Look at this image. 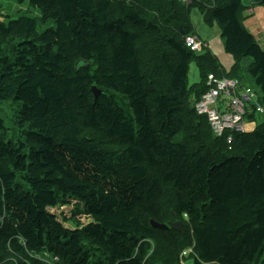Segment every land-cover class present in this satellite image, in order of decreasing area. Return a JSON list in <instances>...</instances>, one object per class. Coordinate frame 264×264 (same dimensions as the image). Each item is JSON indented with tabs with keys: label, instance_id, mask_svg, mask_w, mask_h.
<instances>
[{
	"label": "trees",
	"instance_id": "16d2710c",
	"mask_svg": "<svg viewBox=\"0 0 264 264\" xmlns=\"http://www.w3.org/2000/svg\"><path fill=\"white\" fill-rule=\"evenodd\" d=\"M28 1L40 21L0 15V102L25 128L5 141L0 119V264H179L190 249L194 264H264V120L228 144L194 109L208 75L243 69L264 100L242 0ZM194 8L229 72L185 45Z\"/></svg>",
	"mask_w": 264,
	"mask_h": 264
},
{
	"label": "built area",
	"instance_id": "2783aa9c",
	"mask_svg": "<svg viewBox=\"0 0 264 264\" xmlns=\"http://www.w3.org/2000/svg\"><path fill=\"white\" fill-rule=\"evenodd\" d=\"M184 43L193 51L206 46L202 40L192 36L185 37ZM206 86L207 92L197 101L194 109L197 115L206 118L216 137L227 132H249L246 123L252 121L247 118L251 114L264 116V100H260L255 92L242 87L239 80L208 75ZM231 139L229 134L227 143Z\"/></svg>",
	"mask_w": 264,
	"mask_h": 264
},
{
	"label": "rangeland",
	"instance_id": "374dc122",
	"mask_svg": "<svg viewBox=\"0 0 264 264\" xmlns=\"http://www.w3.org/2000/svg\"><path fill=\"white\" fill-rule=\"evenodd\" d=\"M185 3L187 6L191 4L189 1H186ZM244 3L246 6L251 7L248 1L244 0ZM194 11L197 14H199L198 11H196V9L191 10L192 13H194ZM0 15H2L3 20H5V22H7L10 19H15L21 16L35 18L38 21H40V18H41L40 12L37 9H34L33 7H31L28 0H25L23 3H18L15 0H0ZM258 20L260 21L259 17H258ZM39 25H40V28L39 27L38 28L40 30L42 28L50 26L49 24H46V25L39 24ZM202 26H203V29L208 33V35L213 38L211 41V46L214 49V51L217 53L222 51L223 52L222 54L225 57H229L223 51V40L220 36L219 30H217L214 27H208L204 25L201 20L198 21V26H197L198 31H201ZM261 49H264V47L262 46ZM200 52L202 53L203 51H200ZM222 62L224 66L227 67L226 61H222ZM189 71H188L187 81H188V85L192 86L195 81L198 82L199 72L195 68L194 63H191L189 65ZM240 83L242 87L252 90L254 92H257L259 94V90H258L256 83L247 73L241 75ZM19 112H20V105L18 103L13 102V101L5 102V103L0 102V119L3 121L4 127L7 128V130H5L3 132V135L1 136L5 141L12 140L15 143H17L19 140H22V135L24 133L25 128L20 124L17 118L19 116ZM263 120L264 118L256 115L254 122L259 123ZM247 132L248 130L241 132V133H247ZM70 209H71V205H67V207H63L58 210L52 209L51 211L57 214L63 213L64 215L70 216L69 214ZM86 221L87 220L85 218H81L82 223H85ZM64 226L67 228H72L71 222L64 223ZM190 251L191 249L188 251L187 250L183 251V253L179 256V264H194L193 260L191 258H188L189 255L192 254V251L191 252Z\"/></svg>",
	"mask_w": 264,
	"mask_h": 264
},
{
	"label": "crops",
	"instance_id": "0c3cea01",
	"mask_svg": "<svg viewBox=\"0 0 264 264\" xmlns=\"http://www.w3.org/2000/svg\"><path fill=\"white\" fill-rule=\"evenodd\" d=\"M246 1L249 2L251 7L246 6L245 3H244V0H242L243 5L247 8V10H245V12H244V16H245V20L243 21L244 26L249 31V33H251V35H253L255 37L257 43L259 44V46L260 47H262V46L264 47V6L256 4L255 0H246ZM196 11H198V10L196 9ZM198 13L199 14H197L195 11H194V13L191 12L190 13V20H191V23H192L193 28H194V33L202 41H204V43L207 45L206 48H204V49H202L200 51L205 52V51L209 50V52L211 54H213L214 56L217 57V59L219 60L220 64L222 65L223 69L226 72H229L230 69L233 66V63H234L233 59L229 55H228L229 57H225L222 54L223 53L222 51H220L218 53L214 51V49L211 46V41H212L213 38L208 35V33L203 29V26L201 27V31H198V28H197L198 21L201 20L203 22V15L199 11H198ZM258 17L260 18V21L258 20ZM203 24H204V22H203ZM212 27H214L217 30H219L218 27L215 26V25L212 26ZM219 33H220V30H219ZM200 51H198V52H200ZM223 51H224V49H223ZM222 61H226L227 67L224 66ZM249 64H250V59H246L245 62L243 63L244 68H246ZM195 68L198 70L196 65H195ZM241 74H246V70L243 69ZM198 78H199V80H198V82L195 81L194 82L195 84L199 83L200 75H199ZM247 126H248L249 131L252 132L255 129V127H256V123L254 121H252L251 123L249 122Z\"/></svg>",
	"mask_w": 264,
	"mask_h": 264
},
{
	"label": "water",
	"instance_id": "95a60500",
	"mask_svg": "<svg viewBox=\"0 0 264 264\" xmlns=\"http://www.w3.org/2000/svg\"><path fill=\"white\" fill-rule=\"evenodd\" d=\"M92 91L94 93V96L97 97L98 95H100L102 92L101 90L97 89L95 86L92 88ZM150 224L153 228L156 229H168V228H172L175 230H181L182 226L180 222H176V223H169L168 225L165 224H159L154 222L153 220L150 221Z\"/></svg>",
	"mask_w": 264,
	"mask_h": 264
},
{
	"label": "bare ground",
	"instance_id": "6f19581e",
	"mask_svg": "<svg viewBox=\"0 0 264 264\" xmlns=\"http://www.w3.org/2000/svg\"><path fill=\"white\" fill-rule=\"evenodd\" d=\"M184 2H186V1H189V2H191L190 0H183ZM192 37H196V38H198V39H200L197 35H191ZM186 37H188V36H186ZM201 40V39H200ZM206 45V44H205ZM207 47V45L206 46H204V47H201V48H199L198 50H191L190 48H189V50H190V52H192V53H197L198 51H200V50H202V49H204V48H206ZM188 48V47H187ZM214 77H216V76H214ZM216 78H218V77H216ZM226 79H229V78H226ZM234 80V79H233ZM236 80H238V79H236ZM252 91V90H251ZM207 92V91H206ZM205 92V93H206ZM254 92V91H253ZM204 93V94H205ZM258 96H259V98H260V95L257 93V92H255ZM203 94V95H204ZM197 103V102H196ZM196 103L194 104V107H195V105H196ZM247 107H252V106H247ZM251 116H253V117H256V114H251ZM257 116H259V117H263L264 118V116H260V115H257ZM249 123V122H248ZM248 123H246V126L248 125ZM229 133V132H228ZM233 133H238V132H233ZM233 133H229V134H233ZM248 133V132H247ZM215 136V135H214ZM216 137V136H215ZM221 137H223V136H221ZM232 137V136H231ZM218 138H220V137H218ZM228 138V137H227ZM231 142H232V139H231ZM231 142L230 143H228V144H231Z\"/></svg>",
	"mask_w": 264,
	"mask_h": 264
},
{
	"label": "clouds",
	"instance_id": "9594fccd",
	"mask_svg": "<svg viewBox=\"0 0 264 264\" xmlns=\"http://www.w3.org/2000/svg\"><path fill=\"white\" fill-rule=\"evenodd\" d=\"M199 54H201V53H199ZM249 132H251V131H249ZM249 132H248V133H249Z\"/></svg>",
	"mask_w": 264,
	"mask_h": 264
}]
</instances>
